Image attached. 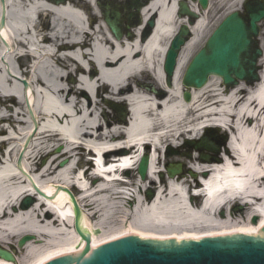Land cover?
Returning a JSON list of instances; mask_svg holds the SVG:
<instances>
[{"label": "bare ground", "instance_id": "bare-ground-1", "mask_svg": "<svg viewBox=\"0 0 264 264\" xmlns=\"http://www.w3.org/2000/svg\"><path fill=\"white\" fill-rule=\"evenodd\" d=\"M90 1L95 0L87 3ZM6 2L7 22L1 31L9 46H3L4 51L0 45V136L8 141L0 144V247L19 257L14 262L0 257V264H45L60 255L79 254L85 247L75 230L74 203L65 188L53 200L42 192L37 195L8 163L35 127L31 129L32 124L26 120L17 81L20 72L15 67L27 45L36 48L32 54L39 61L28 80L39 129L33 135L35 143L26 151V167L39 178L48 195H54L58 186H79L77 201L83 212V228L89 226L94 247L128 235L200 240L264 223V71L262 81L254 88L242 83L226 92L221 80L214 77L204 88L190 90V102L183 96L182 80L208 36L212 5L192 28L194 36L184 47L173 83L168 85L166 57L179 26L187 22L176 13L179 0L149 2L140 13L141 24L130 29L125 26L121 39L113 35L99 8L87 12V24L80 0ZM223 2H236L227 5L228 14L239 11L244 0H219L217 13L223 11ZM193 8L198 9L195 5ZM226 16L220 17L221 21ZM151 18L155 20L153 33L143 40L145 24ZM261 45L264 49L263 38ZM11 48L12 53L8 51ZM66 78H74L77 85L66 84ZM105 91L113 101L128 96L130 121L126 126L118 118L116 123L109 117L103 122L92 108L99 105L96 99ZM209 126L236 129L227 151L212 160L214 163L192 159L195 177L192 170L167 181L157 179L161 152L167 145L177 143L182 132L190 129L198 136ZM187 132L191 138L193 135ZM72 141L93 148L95 167L88 164L84 172L85 167L75 165L80 145L74 146ZM145 142L154 148L148 182L129 184L136 188L133 192L119 182L115 170L132 167ZM8 143L11 148L3 153L2 146ZM124 143L140 149L124 152L121 160L105 161V150ZM59 145L64 150L55 154ZM65 157L68 162L61 167ZM43 160L47 162L41 163ZM193 179L199 188L204 182L207 198L200 207L190 198L189 180ZM155 181L159 185L152 186L156 199L149 202L142 194ZM130 191L136 201L125 200L132 197ZM26 196L35 202L29 209L20 206ZM236 197L248 207V221L218 216L221 207L230 206ZM253 217L259 219L258 224L251 222ZM24 235L31 240L15 253L14 245Z\"/></svg>", "mask_w": 264, "mask_h": 264}, {"label": "water", "instance_id": "water-1", "mask_svg": "<svg viewBox=\"0 0 264 264\" xmlns=\"http://www.w3.org/2000/svg\"><path fill=\"white\" fill-rule=\"evenodd\" d=\"M200 4L206 9L208 0H200ZM181 7V15L197 18L186 4H181ZM246 8L248 11L246 17H242L239 13L228 16L211 36L206 47L193 59L184 78L187 87L200 89L213 75L221 77L227 88L235 87L239 81L254 85L261 80L258 73L261 67H258V61L263 56V51L257 38L260 34L259 23L264 20V2L252 0ZM106 17L113 33L118 38L121 37L118 23L112 20V18L117 20L118 16L107 9ZM188 36L189 30L184 27L168 54L166 72L169 80L174 74L179 52ZM185 97L190 100V92H186ZM205 143L206 141L195 147L214 151L211 145ZM148 163L146 157L140 166L143 180L146 179ZM180 172V167L169 170L171 177ZM31 203L28 200L26 208H29ZM76 207V229L87 241L86 249L79 255L66 257L60 255L59 257L62 258L57 257L58 259L47 264H264V235H238L242 233L256 235L261 232L264 223L200 241L179 240L181 241L179 242L174 239L153 240L156 238L141 239L130 236L91 249V236L81 229L77 204ZM256 221L257 219H254V223ZM84 229L90 231L89 226ZM262 232L264 233V228ZM92 247H94L93 240ZM0 256L10 261L14 260L4 251H0Z\"/></svg>", "mask_w": 264, "mask_h": 264}, {"label": "rangeland", "instance_id": "rangeland-1", "mask_svg": "<svg viewBox=\"0 0 264 264\" xmlns=\"http://www.w3.org/2000/svg\"><path fill=\"white\" fill-rule=\"evenodd\" d=\"M126 1L129 2L131 0H126ZM123 2L124 3H127V2H125V0ZM217 2L219 3V0H212V10H211L210 18H209L210 19V27H209V30L206 32V35L207 34L210 35L212 33V31L215 29V27L217 26V24L220 23V21H221L220 17L224 16L228 12V10H227L228 6L227 5L236 4V2H231V3L223 2L221 4L222 5V8H223L222 9L223 11H221L220 13H217L218 12V9H219V6H220V4H218ZM217 21H219V22L216 24ZM261 38H264V23H263V33H262ZM204 39L206 40L207 38L205 37ZM205 40L199 45V48H198L197 51H199V49H201L203 47V45L205 43ZM27 67H28V65H27ZM65 81H66V84H69V85H77V82H76V80H74V78H69V79L66 78ZM38 90H40V89H38ZM106 96H107V94L106 93H103V95L101 96V98L96 99L99 102V105L96 106V107L93 105L94 107L92 106V108L98 113V116H100V118L102 119L103 122L106 121V117L107 118L109 117V119L111 120V122H115L116 123V121H114V119H116V117H118V115L114 112L113 109H111L109 107V105H108L109 102H107L106 100L104 101V99H105ZM26 120H28V117H27ZM219 136H222V132H219ZM182 141H185V140L183 139V140H181V142ZM185 144L187 145V143H185ZM60 147H61V151H62V149L64 150V147L62 145H59L55 149V154L58 153L57 149H60ZM176 149L177 150H174V151H176V155H174L172 157H167L168 159L167 158H165V159H166V161H169L171 163H183L184 170H185L184 174L186 175L188 173V171H189V168H188L189 165H191L193 162L187 156H184L183 157V155H187L188 149H186L185 147H178ZM168 150H170V147H168ZM168 150H166L167 153H169ZM194 152L195 151H193V156H195V157H193V158H197V157L200 158L201 153L198 152L197 154H195ZM167 153L165 155L162 153V157H165L167 155ZM63 159H65L63 161H68L67 157H65ZM42 162L44 163V162H47V161H44L43 160V161H41V163ZM74 162H75V165L76 166L86 167L85 164L84 165L81 164L82 163V160L80 159L79 156H77V154H76V156L74 158ZM128 175H129V177H128ZM128 175H127V178H133V179H136V177L138 178V175L135 172H130ZM144 195H146V193ZM27 198H28V196H26L21 202H24L25 199H27ZM195 202L196 203L197 202L200 203L201 201L200 200H197ZM248 212L249 211H248L247 208H244V209H241L240 210V209H238V208L235 207V208H233L231 215L235 219L242 218L245 221H247L246 217L248 215ZM16 249H18V245L16 246Z\"/></svg>", "mask_w": 264, "mask_h": 264}]
</instances>
